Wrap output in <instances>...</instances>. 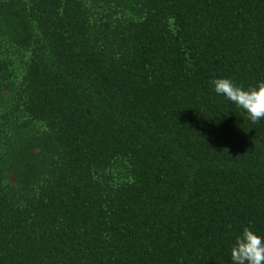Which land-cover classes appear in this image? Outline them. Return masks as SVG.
<instances>
[{
	"label": "trees",
	"instance_id": "16d2710c",
	"mask_svg": "<svg viewBox=\"0 0 264 264\" xmlns=\"http://www.w3.org/2000/svg\"><path fill=\"white\" fill-rule=\"evenodd\" d=\"M264 0H0V264H232L264 237Z\"/></svg>",
	"mask_w": 264,
	"mask_h": 264
},
{
	"label": "clouds",
	"instance_id": "9594fccd",
	"mask_svg": "<svg viewBox=\"0 0 264 264\" xmlns=\"http://www.w3.org/2000/svg\"><path fill=\"white\" fill-rule=\"evenodd\" d=\"M213 90L217 95L242 108L252 122L264 119V82L243 88L229 78H213ZM232 264H264V237L249 227L241 229L230 248Z\"/></svg>",
	"mask_w": 264,
	"mask_h": 264
}]
</instances>
